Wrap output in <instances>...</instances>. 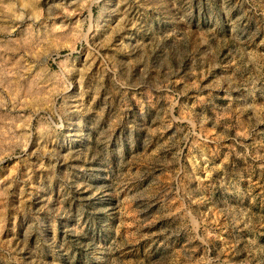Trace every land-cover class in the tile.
Masks as SVG:
<instances>
[{"label":"rangeland","instance_id":"rangeland-1","mask_svg":"<svg viewBox=\"0 0 264 264\" xmlns=\"http://www.w3.org/2000/svg\"><path fill=\"white\" fill-rule=\"evenodd\" d=\"M0 50V264H264V0H0Z\"/></svg>","mask_w":264,"mask_h":264},{"label":"bare ground","instance_id":"bare-ground-1","mask_svg":"<svg viewBox=\"0 0 264 264\" xmlns=\"http://www.w3.org/2000/svg\"><path fill=\"white\" fill-rule=\"evenodd\" d=\"M1 51V50H0ZM2 52V51H1ZM2 59V56L0 55V60ZM1 96V95H0ZM0 100H1V98H0ZM1 102V101H0ZM4 107V106H3ZM7 119V118H6ZM8 120V119H7ZM8 122V121H7ZM11 122V121H10ZM0 124H2V125H4L5 124V122L2 120V119H0ZM1 129V128H0ZM4 129V128H3ZM1 138V137H0ZM3 139V138H2ZM1 139V140H2Z\"/></svg>","mask_w":264,"mask_h":264}]
</instances>
